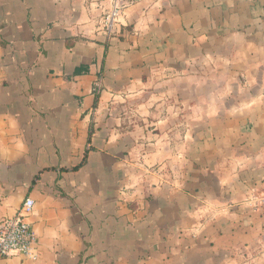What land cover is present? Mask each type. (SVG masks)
<instances>
[{
    "label": "crops",
    "instance_id": "0c3cea01",
    "mask_svg": "<svg viewBox=\"0 0 264 264\" xmlns=\"http://www.w3.org/2000/svg\"><path fill=\"white\" fill-rule=\"evenodd\" d=\"M109 7L0 0V264H264V0Z\"/></svg>",
    "mask_w": 264,
    "mask_h": 264
},
{
    "label": "built area",
    "instance_id": "2783aa9c",
    "mask_svg": "<svg viewBox=\"0 0 264 264\" xmlns=\"http://www.w3.org/2000/svg\"><path fill=\"white\" fill-rule=\"evenodd\" d=\"M127 0H110V7L104 15L105 30L111 34L123 13ZM264 206V194L259 199ZM35 201L27 197L17 214L0 221V257L20 256L36 260L39 257V238L33 230L29 217L32 215Z\"/></svg>",
    "mask_w": 264,
    "mask_h": 264
}]
</instances>
